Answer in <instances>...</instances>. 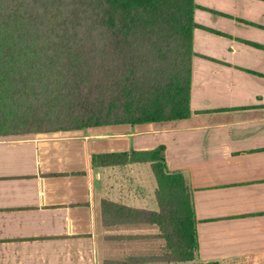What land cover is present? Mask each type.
Instances as JSON below:
<instances>
[{
	"label": "crops",
	"instance_id": "0c3cea01",
	"mask_svg": "<svg viewBox=\"0 0 264 264\" xmlns=\"http://www.w3.org/2000/svg\"><path fill=\"white\" fill-rule=\"evenodd\" d=\"M193 1L187 118L0 137V264L161 254L158 228L103 212V202L157 212L151 165L88 164L160 145L192 190L198 261L264 264V0Z\"/></svg>",
	"mask_w": 264,
	"mask_h": 264
},
{
	"label": "trees",
	"instance_id": "16d2710c",
	"mask_svg": "<svg viewBox=\"0 0 264 264\" xmlns=\"http://www.w3.org/2000/svg\"><path fill=\"white\" fill-rule=\"evenodd\" d=\"M195 7L193 0H0V137L187 118ZM128 163L151 165L158 211L103 202V212L153 225L163 241L161 254L131 263L221 264L198 261L192 190L183 173L167 169L163 146L88 155L91 168Z\"/></svg>",
	"mask_w": 264,
	"mask_h": 264
}]
</instances>
